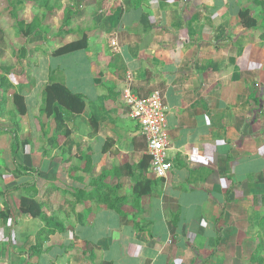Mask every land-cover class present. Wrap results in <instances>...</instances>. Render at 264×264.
<instances>
[{"label": "crops", "instance_id": "obj_1", "mask_svg": "<svg viewBox=\"0 0 264 264\" xmlns=\"http://www.w3.org/2000/svg\"><path fill=\"white\" fill-rule=\"evenodd\" d=\"M71 1L78 7L77 22L61 38L67 44L81 33L89 37V47L47 60L48 79L60 77V69L59 81L65 78L74 94L89 98L84 114L62 112L68 127L70 118L94 117L96 139L104 142L92 155L91 171H85L89 183L83 178L77 184L64 182L69 202L76 210L81 207L76 225L63 223L65 230L53 238L69 251H81L76 258L68 254L69 264H248L264 211V0ZM108 35L118 42L109 50L111 57ZM78 55L110 59L112 67L83 66L78 60L67 68V61ZM103 84L117 92L131 84L140 97L150 94L140 90L165 95L175 163L167 180L146 169L144 138L138 144L131 140L121 109L123 94L112 101L108 96L103 110L108 114L102 112L97 90L105 89ZM91 85L96 92H89ZM107 141L111 148L104 154ZM56 150L41 161L58 176L63 159ZM26 177L33 179L21 174L14 182L28 183ZM143 180L152 181V187ZM140 183L138 191L150 189L149 194L135 193ZM82 184L94 191L92 198L77 194L86 191ZM19 188L14 193L24 189ZM42 188L35 187L37 196ZM23 220L19 217L22 228ZM35 223L33 242L46 228L41 220Z\"/></svg>", "mask_w": 264, "mask_h": 264}, {"label": "rangeland", "instance_id": "obj_2", "mask_svg": "<svg viewBox=\"0 0 264 264\" xmlns=\"http://www.w3.org/2000/svg\"><path fill=\"white\" fill-rule=\"evenodd\" d=\"M74 3L68 0H0V84L5 80L3 87H0V264H69L68 254L76 258L81 253L80 250L69 251V248L60 244V241H54L53 232L39 235L33 242L32 237L37 230L34 225L40 220L30 215L22 212L21 214L18 211L16 215L12 213L8 221L3 220L1 215L3 210L8 208L12 212L16 211L17 203L20 202L19 198L27 196L25 187L29 188L32 185L39 187L40 184L43 188L37 198L47 204L45 208L49 210L47 213L49 218L53 214H60L58 221L62 223L61 231L65 229L64 224L69 226L77 223L76 212L81 207L77 206L76 210L73 203L69 202L70 198L64 190L66 188L64 182L73 179V183L77 184L79 179L83 178L85 183H89L91 177L85 171L91 164L88 165L87 158L93 159L104 142L102 138L100 141L96 139L99 123L94 119L98 124V131L95 132L89 117L81 118L82 121L78 118V122L70 118L69 127L65 119L67 127L73 128L70 129L71 135L66 137L65 131L57 134L55 119L48 118L43 109L46 101V87L51 83L48 79L47 60L53 57L56 50L65 45V39L61 38L63 31H68V27L73 25L75 19L77 22L78 7L73 6ZM39 31H43L44 35L39 34ZM82 36L80 33L76 38L80 40ZM96 42L92 43L93 47ZM105 45L111 57L109 50L115 46H112L110 35L106 37ZM98 56L101 57L103 54L99 53ZM78 60L83 66L108 69L112 67L110 59L97 58V56L84 59L83 55L67 61L66 67L73 68L71 63ZM82 60L87 61V64L82 63ZM56 71L60 72V77L53 76L56 81H59V78H62V71L60 69ZM104 88L97 91L103 98L102 112L107 115L108 113L103 110L108 96H111L109 99L112 101L115 96L122 97L124 91L117 92L116 89H111L110 85H104ZM154 91L140 90V94H151ZM89 92H96L94 85L89 86ZM16 93L26 98L28 106L26 115H20L14 106L13 96ZM86 99L89 100L88 97ZM121 109H124L125 120L131 127V135H129L131 140L137 144L138 141L142 143V138L138 137L133 123L129 120V111L124 102ZM84 120H87V125L82 123ZM55 148L57 149L56 157L63 159L58 176L51 175L55 171H48L47 162L41 161L43 157H51ZM62 151L65 153L62 154ZM91 161L93 163V160ZM29 165L35 168L29 169L32 172L27 174L24 167ZM74 166L78 168H73ZM18 167H22L24 173H20ZM19 173L30 175L33 177L32 181L26 177L24 182L28 183H15L14 176H18ZM50 180L53 183L56 182L58 187H55ZM21 186L24 189L14 193ZM82 186L86 185L82 184ZM50 187L53 191L51 196L47 193ZM85 188L86 191L81 190L82 195L86 199L92 198L94 191L89 185ZM19 217L24 219L21 222L23 228L18 223ZM247 262L258 264L252 261V256L250 259L247 258Z\"/></svg>", "mask_w": 264, "mask_h": 264}, {"label": "trees", "instance_id": "obj_3", "mask_svg": "<svg viewBox=\"0 0 264 264\" xmlns=\"http://www.w3.org/2000/svg\"><path fill=\"white\" fill-rule=\"evenodd\" d=\"M246 13H242V21L244 22V18ZM255 23H252L249 27H254ZM26 33V32H25ZM24 33V34H25ZM27 34V33H26ZM25 34V35H26ZM29 35V34H27ZM89 47V37L87 35H83L82 39L67 43L64 46L60 47L54 54L52 55L55 58H59L62 56H66L75 52H80L87 50ZM51 83L46 87V101L44 103L43 109L45 110V114L48 116V118L55 119L56 122V131L57 134H61L65 131V136L69 137L71 135V130L67 127L65 122V117L62 112L63 110H67L72 114L82 115L85 113L88 101L84 95H78L74 94L66 85L65 78H63L61 81H56L54 76L50 77ZM4 81L1 82L0 87H3ZM11 85V84H10ZM13 103L17 110V112L20 115H26L28 113V106L26 102V98L24 95L20 93H16L13 96ZM1 106V105H0ZM253 114L255 115L253 118V122L256 121V115L257 110H253ZM95 118L91 117L92 125L94 126L95 132L98 131V124L94 120ZM111 144L107 141L103 147V153L106 154L110 151ZM88 165L86 167V171L90 172L92 168V161L87 158ZM145 161H147L149 167L150 163V157L145 156ZM28 167V166H27ZM25 171H30L29 168H25ZM32 171H30L31 173ZM18 176H21L19 173ZM17 176V177H18ZM30 176V175H29ZM142 182L149 184L150 187H152L153 182L149 180H143ZM140 186H143V183L136 184L135 186V193L139 196L147 195L150 193V189H145L144 192H139L138 189ZM149 187V188H150ZM25 191L31 195L32 191L35 193L32 194V196H24L21 198L20 203V210L23 214L30 215L32 218L41 220L43 223H45L46 228L43 229V234H49V232H53L55 234L57 231H61V224L58 220H54V218H49L47 213L44 211L45 204L38 200L36 195V190L34 186H31L29 188L25 187ZM79 196H82V192H77ZM7 212V213H6ZM12 210L8 208L7 210H3L2 212V218L5 221H8L10 216L12 215ZM65 230V229H64ZM62 230L61 232H63ZM40 235V236H41ZM252 261L257 262L258 264H264V216L261 219L260 222V228L259 233L257 237V243H256V250L254 254L252 255Z\"/></svg>", "mask_w": 264, "mask_h": 264}, {"label": "built area", "instance_id": "obj_4", "mask_svg": "<svg viewBox=\"0 0 264 264\" xmlns=\"http://www.w3.org/2000/svg\"><path fill=\"white\" fill-rule=\"evenodd\" d=\"M117 47V42H112ZM124 105L129 116L145 140V155L150 157V173L156 179H168L175 163L171 158L169 142V110L165 95L156 90L145 97L136 95L128 84L123 92Z\"/></svg>", "mask_w": 264, "mask_h": 264}, {"label": "clouds", "instance_id": "obj_5", "mask_svg": "<svg viewBox=\"0 0 264 264\" xmlns=\"http://www.w3.org/2000/svg\"><path fill=\"white\" fill-rule=\"evenodd\" d=\"M129 117H130V116H129ZM130 120H131V119H130ZM131 122H132L133 124H135L134 121L131 120ZM135 125H136V124H135ZM136 129H137L136 132H138V128H137V126H136ZM138 137L143 138L142 136L139 135V133H138ZM145 152H146V151H145ZM145 156H146V155H145ZM149 167H150V163H149ZM148 171H149V168H148ZM149 173H150V171H149ZM150 174H151V173H150ZM151 175H152V174H151ZM152 176H153V175H152ZM153 177H154V176H153ZM154 178H155V177H154Z\"/></svg>", "mask_w": 264, "mask_h": 264}]
</instances>
